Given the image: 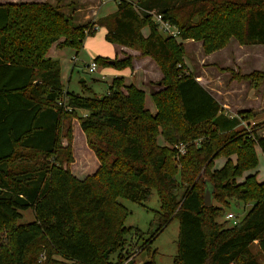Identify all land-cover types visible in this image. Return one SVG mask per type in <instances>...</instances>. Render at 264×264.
<instances>
[{
  "label": "trees",
  "instance_id": "trees-1",
  "mask_svg": "<svg viewBox=\"0 0 264 264\" xmlns=\"http://www.w3.org/2000/svg\"><path fill=\"white\" fill-rule=\"evenodd\" d=\"M76 7L0 3V264L31 263V248L40 240L41 261L61 257L52 264H135L128 251L142 233L125 227L129 212L118 198L142 204L152 191L161 203L153 212L158 233L174 219L180 223L173 264H260L252 248L264 256V182L256 172L264 134L237 130L239 118L225 115L180 66L185 54L178 39L201 41L207 55L233 38L264 47V0H119L115 13L83 24L75 23ZM150 13L179 36L162 34ZM98 27L106 29V42L159 65L163 89L150 95L156 112L145 107L144 91L123 78H114L101 97L64 90L59 62L46 56L48 50L57 44L78 53ZM94 62L131 67L129 58ZM244 78L259 89L264 73ZM80 110L87 114L77 118L79 128L99 164L84 179L69 169L71 122ZM208 185L220 208L205 206ZM230 200L252 207L237 225L223 228L217 219ZM27 210L34 220L19 224ZM141 250L144 264H156V254Z\"/></svg>",
  "mask_w": 264,
  "mask_h": 264
},
{
  "label": "rangeland",
  "instance_id": "rangeland-1",
  "mask_svg": "<svg viewBox=\"0 0 264 264\" xmlns=\"http://www.w3.org/2000/svg\"><path fill=\"white\" fill-rule=\"evenodd\" d=\"M5 1L6 0H0V3ZM117 1L119 0H103V4L99 10V18L115 13V3ZM129 1L135 2L136 0ZM71 2L76 6L78 5L76 3L78 1L72 0ZM75 23H77V21ZM78 23L81 24L80 21ZM101 32L102 30L98 31V29L95 31L93 35L95 40L100 38ZM178 43L182 44L185 54L184 61L180 66H182L183 70L186 72L202 77L203 79L201 81L206 86L213 88L220 96L224 97L225 102L230 108L223 110L227 112L228 116L237 117L241 122V126L237 130L251 132L258 128L259 133L264 134V106L258 105V103H254V105L248 102L245 103L248 91L249 94L252 95L254 92H257L256 90L259 91L263 88L264 94V81L259 89H253L250 82L246 81L244 78L245 75L255 72V70L264 73V47H248L233 38L226 48L207 55L203 50V43L201 41H182L181 39H178ZM68 49L73 50L72 48ZM98 49L100 50L99 46ZM95 51L96 45L84 46V48L78 53L70 51V57L72 59L74 58V61L70 58L72 64L67 65L64 68L61 79L65 91L84 97H101L107 93L108 86L113 80V76L109 73V70L115 71L119 73V75L125 77L127 68L119 70L112 66L97 63L94 73H89L88 66L97 57ZM138 53L139 57L141 56L145 59L151 60V62L154 65H157L160 69L159 65L152 59L141 55L140 52ZM125 58L131 60L132 66V55L126 54ZM70 69L73 70L70 72ZM162 79L163 74L161 80ZM160 81L156 82L154 85L157 86ZM86 114L87 111L85 110L78 111L76 119H73L71 122V152L73 162L70 164L69 169L72 175L77 179H84L86 176H90L89 174L93 172L95 166V156L87 147L85 135L79 128L77 120L78 117ZM60 142L61 146H67L66 139L60 138ZM180 149L181 152H184L183 147H180ZM258 151V165L256 170V172H258L257 180L259 182H264V158L262 152L260 150ZM223 161V158L216 161V167L218 169L222 166ZM118 202L129 212V215L125 220V227L138 229L142 233L140 236L141 240L132 241L130 243L132 244V247L128 251V254L130 255L129 260L132 259L135 264H144L148 257L141 249L146 246L148 249V255L152 253L156 254V257H154V263L173 264L174 257L177 255L178 250L180 223L178 219H174L165 229L158 233L159 225L152 223L154 218L153 212L160 211L161 209V203L157 192L152 191L148 201L143 202L142 204H136L121 197L118 198ZM213 206L217 208L221 207L220 203L217 202L215 198L213 199ZM251 207L252 203L244 205L243 203H238L236 200H230V207L226 209L225 215L222 218L217 219V221L223 226V228H232L233 225L227 220L226 216L228 214H235L239 219H243ZM33 220V212L27 210L22 212V219L19 221V224H27ZM4 232L7 233L6 231ZM129 238L130 235L127 236L128 240ZM43 245L44 241L40 240L31 248L32 253H34V255H32L34 258L29 264H52V262H62L61 257L58 255H51L46 258V260L44 259L41 261L43 258L41 257V254H44ZM252 252L259 263L264 264V256L259 248L254 246ZM35 254H37L36 257ZM110 261H116V254L111 255Z\"/></svg>",
  "mask_w": 264,
  "mask_h": 264
},
{
  "label": "crops",
  "instance_id": "crops-1",
  "mask_svg": "<svg viewBox=\"0 0 264 264\" xmlns=\"http://www.w3.org/2000/svg\"><path fill=\"white\" fill-rule=\"evenodd\" d=\"M72 0H6L2 3H9V2H19V3H30V2H48L53 5H59L63 10L68 9V4L72 3ZM78 5L75 10L74 18L77 23L80 21L81 24L86 22H95L99 18V10L101 9V6L103 4V0H75ZM129 1V0H128ZM118 2V1H117ZM116 2V3H117ZM131 2V1H129ZM115 3V8L116 7ZM133 4L137 3V0L135 2H132ZM67 11V10H66ZM108 14V13H107ZM103 16V15H102ZM106 17V16H105ZM103 18V17H102ZM79 24V23H78ZM102 30L100 34V38L95 40V37H87L83 43L84 46H95L96 45V56L100 58H105L107 60H123L125 59L126 54H130L133 57L132 66L131 68H127V72L125 77L119 75V73L115 71H110L109 73L112 74L113 78H123L125 85H134L135 87L142 89L145 93V107L151 112H156V107H154V104L150 98V95L154 92H159L162 90L160 86H156V82L161 80L162 73L157 65H154L151 60L145 59L143 57H139V53L135 50L128 49L125 47H120L118 45L110 44L105 41L104 37L106 34V29L103 27H98V31ZM148 28H144L142 30V35L146 37L148 35ZM98 46L100 47V50L98 49ZM248 47H259V46H248ZM254 50V49H253ZM73 50H69L68 48H58L57 44H53L50 49L48 50L46 56L52 60H57L60 65V79H62V73L64 71V68L67 65L72 64L71 60L74 61V58L72 59L70 57L71 52ZM75 52V51H74ZM71 58V60H70ZM73 69H74V63H73ZM72 69V70H73ZM69 70V69H65ZM70 69V72L72 71ZM258 71V70H255ZM197 77V80L199 83L206 88L221 104L224 110L230 108L228 104L225 102L224 97L220 96L216 91H214L213 88H209L206 86L201 80L202 77ZM138 79V81H137ZM129 82V83H128ZM62 84V82H61ZM63 88L64 85L62 84ZM139 86V87H138ZM254 92L252 95L249 94V91L247 92L245 98V103H251L254 105V103H258V105L264 106V94H263V88H261L259 91ZM221 98V99H220ZM257 105V106H258ZM225 115H227V112L223 111ZM85 116V115H83ZM260 150V149H258ZM259 152V151H258ZM93 154V153H92ZM263 155V154H262ZM224 160V159H223ZM95 166L93 168V172L89 175H92L95 173V171L98 169V161L96 158H94ZM225 162V160L222 162ZM87 177V176H86Z\"/></svg>",
  "mask_w": 264,
  "mask_h": 264
},
{
  "label": "built area",
  "instance_id": "built-area-1",
  "mask_svg": "<svg viewBox=\"0 0 264 264\" xmlns=\"http://www.w3.org/2000/svg\"><path fill=\"white\" fill-rule=\"evenodd\" d=\"M152 15L153 21L156 22L158 25V28L162 34L165 36H171V37H178L179 36V30L172 26L169 22L163 20L162 16L150 13ZM98 28H94V31H96ZM96 69V63L93 62L88 66V72L94 73ZM227 220L232 223L233 226L237 225L241 219H239L235 214H228L226 216Z\"/></svg>",
  "mask_w": 264,
  "mask_h": 264
},
{
  "label": "water",
  "instance_id": "water-1",
  "mask_svg": "<svg viewBox=\"0 0 264 264\" xmlns=\"http://www.w3.org/2000/svg\"><path fill=\"white\" fill-rule=\"evenodd\" d=\"M212 193H213V189H212V187L210 185H208V188L206 189V192H205V201H204V204L207 207L213 205Z\"/></svg>",
  "mask_w": 264,
  "mask_h": 264
}]
</instances>
